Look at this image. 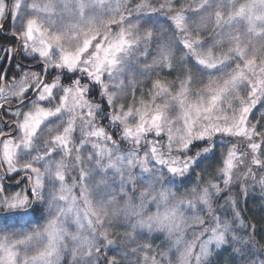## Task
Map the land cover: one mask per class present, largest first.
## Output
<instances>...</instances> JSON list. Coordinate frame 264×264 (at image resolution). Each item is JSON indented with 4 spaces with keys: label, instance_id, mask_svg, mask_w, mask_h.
Listing matches in <instances>:
<instances>
[{
    "label": "snow or ice",
    "instance_id": "6c2138e0",
    "mask_svg": "<svg viewBox=\"0 0 264 264\" xmlns=\"http://www.w3.org/2000/svg\"><path fill=\"white\" fill-rule=\"evenodd\" d=\"M0 264H264V0H0Z\"/></svg>",
    "mask_w": 264,
    "mask_h": 264
},
{
    "label": "trees",
    "instance_id": "16d2710c",
    "mask_svg": "<svg viewBox=\"0 0 264 264\" xmlns=\"http://www.w3.org/2000/svg\"><path fill=\"white\" fill-rule=\"evenodd\" d=\"M243 207H251V201H249L247 204H245L243 201L241 202Z\"/></svg>",
    "mask_w": 264,
    "mask_h": 264
},
{
    "label": "clouds",
    "instance_id": "9594fccd",
    "mask_svg": "<svg viewBox=\"0 0 264 264\" xmlns=\"http://www.w3.org/2000/svg\"><path fill=\"white\" fill-rule=\"evenodd\" d=\"M193 179H197L198 180V178H193ZM193 211H196V209H193ZM185 214H187V212ZM257 261H259V257H257Z\"/></svg>",
    "mask_w": 264,
    "mask_h": 264
}]
</instances>
